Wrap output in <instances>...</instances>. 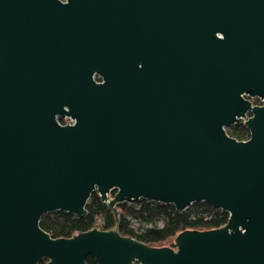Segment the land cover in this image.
Listing matches in <instances>:
<instances>
[{
	"label": "water",
	"instance_id": "obj_1",
	"mask_svg": "<svg viewBox=\"0 0 264 264\" xmlns=\"http://www.w3.org/2000/svg\"><path fill=\"white\" fill-rule=\"evenodd\" d=\"M94 191L116 220L140 199L229 218L162 246L41 227L86 216ZM88 256L264 264V0H0V264Z\"/></svg>",
	"mask_w": 264,
	"mask_h": 264
},
{
	"label": "trees",
	"instance_id": "obj_2",
	"mask_svg": "<svg viewBox=\"0 0 264 264\" xmlns=\"http://www.w3.org/2000/svg\"><path fill=\"white\" fill-rule=\"evenodd\" d=\"M227 132L239 140L247 139L250 135L244 123L227 127ZM115 193L116 190L112 192L113 195ZM86 207L88 214L81 217L61 210L46 213L41 218V227L53 237H71L95 226L117 228L123 235L133 236L149 245L162 246V243L174 239L183 230L217 228L229 218L227 211L215 209L205 201L194 202L186 210L178 212L173 204L141 199L136 205L127 201L118 203L119 219L116 220L113 211L101 200L97 191L91 194ZM129 217L151 225L132 226ZM159 219L163 220L162 225L157 224ZM87 263L98 264L92 256L87 257ZM38 264H46V260Z\"/></svg>",
	"mask_w": 264,
	"mask_h": 264
},
{
	"label": "rangeland",
	"instance_id": "obj_3",
	"mask_svg": "<svg viewBox=\"0 0 264 264\" xmlns=\"http://www.w3.org/2000/svg\"><path fill=\"white\" fill-rule=\"evenodd\" d=\"M140 201H141V199H140V200L127 201V202H128L129 204H134V205H136V204H139ZM129 218H130V220H131V225H132V226H135V227L139 226V224H140V225L143 224V225H147V226L151 225V224L146 223V222H143V221L141 222V221H139L138 219H135V218H132V217H129ZM157 224H158V225H162V224H163V220H162V219H159V220L157 221ZM168 243L172 244V243H173V238H172V239H169L168 241H166V242H164V243H162L161 245H166V244H168Z\"/></svg>",
	"mask_w": 264,
	"mask_h": 264
},
{
	"label": "flooded vegetation",
	"instance_id": "obj_4",
	"mask_svg": "<svg viewBox=\"0 0 264 264\" xmlns=\"http://www.w3.org/2000/svg\"><path fill=\"white\" fill-rule=\"evenodd\" d=\"M95 78L99 81H101V76L100 75H95ZM253 101V100H252ZM254 103V102H253ZM255 104V103H254ZM70 117V116H69ZM72 118V117H71ZM57 119L60 123L65 124L68 123L69 120L67 119V116H57ZM73 119V118H72ZM74 121V120H73ZM72 121V122H73Z\"/></svg>",
	"mask_w": 264,
	"mask_h": 264
},
{
	"label": "built area",
	"instance_id": "obj_5",
	"mask_svg": "<svg viewBox=\"0 0 264 264\" xmlns=\"http://www.w3.org/2000/svg\"><path fill=\"white\" fill-rule=\"evenodd\" d=\"M251 99L253 100L254 103H263V100L260 99V98H258V97H256V98H251ZM67 119L69 120L68 123H70V122L73 121V119H72L71 117H69V116H67Z\"/></svg>",
	"mask_w": 264,
	"mask_h": 264
}]
</instances>
